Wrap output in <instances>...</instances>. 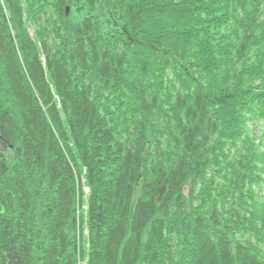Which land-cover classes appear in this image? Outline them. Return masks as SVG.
<instances>
[{"label": "trees", "instance_id": "16d2710c", "mask_svg": "<svg viewBox=\"0 0 264 264\" xmlns=\"http://www.w3.org/2000/svg\"><path fill=\"white\" fill-rule=\"evenodd\" d=\"M260 118L264 0H0V264H264Z\"/></svg>", "mask_w": 264, "mask_h": 264}, {"label": "bare ground", "instance_id": "6f19581e", "mask_svg": "<svg viewBox=\"0 0 264 264\" xmlns=\"http://www.w3.org/2000/svg\"><path fill=\"white\" fill-rule=\"evenodd\" d=\"M77 219L79 218L78 216L80 215H87V206H86V203H83L81 204V208H80V211H79V206L77 207ZM78 226V224H77ZM81 231L82 230H79L78 231V234H77V245H78V263L77 264H86V258L85 260H83V257L81 255V245H80V242L82 239H85V242H87L88 238H89V231L87 230V228L84 229V233H83V236L81 235ZM88 246V245H87Z\"/></svg>", "mask_w": 264, "mask_h": 264}, {"label": "rangeland", "instance_id": "374dc122", "mask_svg": "<svg viewBox=\"0 0 264 264\" xmlns=\"http://www.w3.org/2000/svg\"><path fill=\"white\" fill-rule=\"evenodd\" d=\"M260 131H261V129H259V130H258V132H257V133H258V135L260 134Z\"/></svg>", "mask_w": 264, "mask_h": 264}]
</instances>
